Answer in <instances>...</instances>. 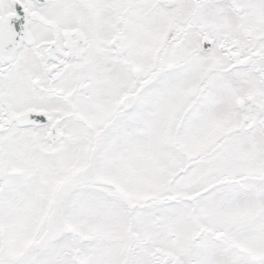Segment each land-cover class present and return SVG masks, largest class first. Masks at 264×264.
Wrapping results in <instances>:
<instances>
[{
    "label": "snow or ice",
    "instance_id": "snow-or-ice-1",
    "mask_svg": "<svg viewBox=\"0 0 264 264\" xmlns=\"http://www.w3.org/2000/svg\"><path fill=\"white\" fill-rule=\"evenodd\" d=\"M0 264H264V0H0Z\"/></svg>",
    "mask_w": 264,
    "mask_h": 264
}]
</instances>
